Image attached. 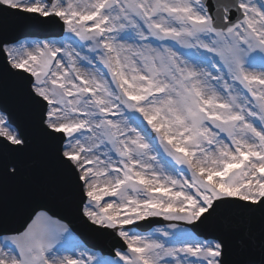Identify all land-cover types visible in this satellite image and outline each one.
<instances>
[{
	"label": "snow or ice",
	"instance_id": "6c2138e0",
	"mask_svg": "<svg viewBox=\"0 0 264 264\" xmlns=\"http://www.w3.org/2000/svg\"><path fill=\"white\" fill-rule=\"evenodd\" d=\"M0 264H264V0H0Z\"/></svg>",
	"mask_w": 264,
	"mask_h": 264
}]
</instances>
